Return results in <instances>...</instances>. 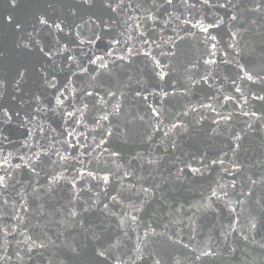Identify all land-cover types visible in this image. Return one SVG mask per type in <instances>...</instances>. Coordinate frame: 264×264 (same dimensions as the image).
Wrapping results in <instances>:
<instances>
[{"label": "water", "instance_id": "water-1", "mask_svg": "<svg viewBox=\"0 0 264 264\" xmlns=\"http://www.w3.org/2000/svg\"><path fill=\"white\" fill-rule=\"evenodd\" d=\"M0 264H264V0H0Z\"/></svg>", "mask_w": 264, "mask_h": 264}, {"label": "snow or ice", "instance_id": "snow-or-ice-1", "mask_svg": "<svg viewBox=\"0 0 264 264\" xmlns=\"http://www.w3.org/2000/svg\"><path fill=\"white\" fill-rule=\"evenodd\" d=\"M92 2V0H83L84 4H90ZM110 6V5H109ZM45 21L41 20V23H44ZM57 27H59V25H57ZM251 78V77H249Z\"/></svg>", "mask_w": 264, "mask_h": 264}]
</instances>
